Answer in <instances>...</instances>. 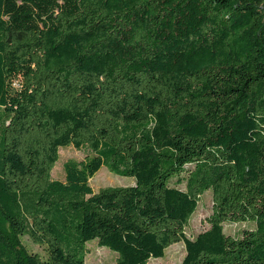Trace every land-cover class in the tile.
<instances>
[{
  "label": "trees",
  "instance_id": "1",
  "mask_svg": "<svg viewBox=\"0 0 264 264\" xmlns=\"http://www.w3.org/2000/svg\"><path fill=\"white\" fill-rule=\"evenodd\" d=\"M65 146L92 154L55 179ZM103 166L135 184L94 191ZM91 240L264 264V0H0V264H87Z\"/></svg>",
  "mask_w": 264,
  "mask_h": 264
},
{
  "label": "rangeland",
  "instance_id": "2",
  "mask_svg": "<svg viewBox=\"0 0 264 264\" xmlns=\"http://www.w3.org/2000/svg\"><path fill=\"white\" fill-rule=\"evenodd\" d=\"M87 154H92L87 149L78 150L74 146H65L60 149V157L54 169L52 176L55 179L64 180L66 172L64 168L65 161L70 158L83 160ZM135 184V179L130 176H121L111 172L106 166H103L91 179L90 185L94 191H98L106 186H128ZM173 184H177L176 179ZM185 188V183L179 185ZM213 210V191L209 189L205 191L198 204L197 210L194 212L189 226L186 228V236L194 239L200 232L209 228L207 218ZM225 232L232 236H241L244 230H252L256 228L254 222H226L224 224ZM27 247L35 252L43 255L46 254L44 246L37 245L29 236L23 237ZM89 252L86 256L87 264H115L116 252L107 246H100L97 240L88 242ZM186 255V246L184 241H180L168 247L165 255L158 258H151L149 264H179Z\"/></svg>",
  "mask_w": 264,
  "mask_h": 264
},
{
  "label": "crops",
  "instance_id": "3",
  "mask_svg": "<svg viewBox=\"0 0 264 264\" xmlns=\"http://www.w3.org/2000/svg\"><path fill=\"white\" fill-rule=\"evenodd\" d=\"M87 262V261H86Z\"/></svg>",
  "mask_w": 264,
  "mask_h": 264
}]
</instances>
